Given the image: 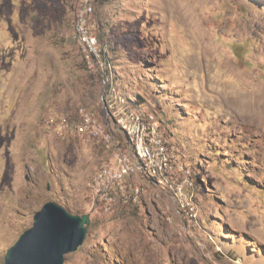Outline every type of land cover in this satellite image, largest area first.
Segmentation results:
<instances>
[{"label": "rangeland", "instance_id": "rangeland-1", "mask_svg": "<svg viewBox=\"0 0 264 264\" xmlns=\"http://www.w3.org/2000/svg\"><path fill=\"white\" fill-rule=\"evenodd\" d=\"M80 6L0 0V264L48 201L91 215L64 264H264V121L249 111L259 94L264 113V0L93 1L118 89L157 114L196 184L194 219L139 177L136 203L95 198L111 153L77 129L81 107L107 120Z\"/></svg>", "mask_w": 264, "mask_h": 264}, {"label": "built area", "instance_id": "built-area-1", "mask_svg": "<svg viewBox=\"0 0 264 264\" xmlns=\"http://www.w3.org/2000/svg\"><path fill=\"white\" fill-rule=\"evenodd\" d=\"M93 1L80 0L75 34L85 46L87 58L93 60L99 69L104 84L101 100L106 107V123L96 118L92 111L81 107V122L77 126L80 133L103 141L111 153V162L102 165L91 180L95 198L103 204L106 212L111 211L117 201L136 203L142 188L134 185L132 180L139 177L150 183L168 186L181 212L194 219L198 216L197 207L193 204L196 184L172 153L157 114L135 108V103L118 89L108 71V64L102 58L98 37L93 29ZM116 130L123 134L125 144L116 139Z\"/></svg>", "mask_w": 264, "mask_h": 264}, {"label": "water", "instance_id": "water-1", "mask_svg": "<svg viewBox=\"0 0 264 264\" xmlns=\"http://www.w3.org/2000/svg\"><path fill=\"white\" fill-rule=\"evenodd\" d=\"M90 220V213L73 214L55 201L46 202L7 251L5 264H64L65 255L85 241Z\"/></svg>", "mask_w": 264, "mask_h": 264}, {"label": "bare ground", "instance_id": "bare-ground-1", "mask_svg": "<svg viewBox=\"0 0 264 264\" xmlns=\"http://www.w3.org/2000/svg\"><path fill=\"white\" fill-rule=\"evenodd\" d=\"M256 96V95H255ZM241 98V97H240ZM262 97L258 94V96H256V102L254 106H259L258 108L257 107H254L252 104H251V108H250V112H252L254 114V116L262 119L264 121V113H260V108L262 107L263 103L261 105H258V103H260ZM239 101V100H238ZM239 103H243L245 105V107H248V103H249V99H247V102L244 101V100H241L239 101ZM263 112V110L261 111Z\"/></svg>", "mask_w": 264, "mask_h": 264}, {"label": "trees", "instance_id": "trees-1", "mask_svg": "<svg viewBox=\"0 0 264 264\" xmlns=\"http://www.w3.org/2000/svg\"><path fill=\"white\" fill-rule=\"evenodd\" d=\"M92 20V19H91ZM94 32H95V34L97 35V37H98V45L100 46L99 48H100V51H101V54H102V58H103V60L104 59H106V54H105V49H104V47H103V45L105 44L104 43V40H103V37H102V35L101 34H97V32H96V30H94ZM102 45V46H101ZM108 65L110 64V62L109 61H107V59L106 60H104ZM134 103L135 104H137V105H139V104H141L142 102H139L138 100H136V101H134ZM74 214H79V212L78 211H76Z\"/></svg>", "mask_w": 264, "mask_h": 264}]
</instances>
